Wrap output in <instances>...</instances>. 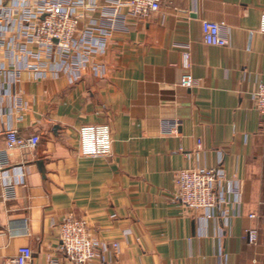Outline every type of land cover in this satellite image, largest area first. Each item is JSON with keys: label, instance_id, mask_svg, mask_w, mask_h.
I'll return each instance as SVG.
<instances>
[{"label": "crops", "instance_id": "crops-1", "mask_svg": "<svg viewBox=\"0 0 264 264\" xmlns=\"http://www.w3.org/2000/svg\"><path fill=\"white\" fill-rule=\"evenodd\" d=\"M110 1L87 0L78 38L98 22L87 42L97 50L81 77L24 72L0 95V126L41 138L0 170V264L20 246L31 264H51L68 216L107 244L91 264H264V119L251 97L264 79V0H162L144 19L105 17ZM201 19L219 22L228 44H205ZM186 45L191 87L180 84ZM93 124L109 125L110 155L81 153L79 130ZM219 163L239 181L230 227L177 196L178 170Z\"/></svg>", "mask_w": 264, "mask_h": 264}, {"label": "built area", "instance_id": "built-area-1", "mask_svg": "<svg viewBox=\"0 0 264 264\" xmlns=\"http://www.w3.org/2000/svg\"><path fill=\"white\" fill-rule=\"evenodd\" d=\"M197 1V0H194ZM162 0H111L105 17L131 16L147 18L160 10ZM87 0H0V95L5 86L15 88L28 72L34 78H43L51 72L58 75L70 68L74 77H81V69L96 54L92 36L98 22L94 21L78 38L79 24L88 9ZM202 37L207 45L223 47L228 39L222 25L214 20L201 19ZM260 32L264 33V12L260 19ZM105 31L104 33H108ZM183 74L180 84L193 85L189 72L191 66L189 45L183 52ZM70 64V67H69ZM97 73L104 75V69L94 66ZM72 78V76H71ZM70 78V79H71ZM72 80V79H71ZM257 111L264 119V79L258 81L257 90L251 94ZM6 145L0 149V170L9 164L8 153L12 150H33L40 142L38 134L22 137L10 123L0 126ZM80 150L85 156H108L112 152V137L107 124L83 126L79 130ZM177 196L191 211L201 212V220L209 221L221 217L224 227H230L235 213L232 195L239 190V181L230 176L221 164L210 167H188L175 173ZM14 194L7 189L3 198ZM1 197V195H0ZM234 209V211H233ZM250 217H255L251 214ZM58 229L57 251L59 258L51 264H91L107 250V244L95 239L90 232L86 217L68 216L55 225ZM249 240L257 241V231L249 230ZM116 247L117 243H113ZM33 250L20 246L17 253L8 256L3 264H31Z\"/></svg>", "mask_w": 264, "mask_h": 264}]
</instances>
